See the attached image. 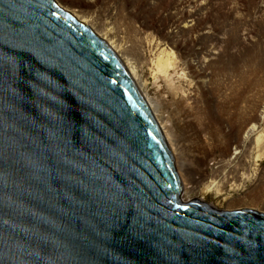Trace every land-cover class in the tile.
I'll list each match as a JSON object with an SVG mask.
<instances>
[{
	"label": "water",
	"instance_id": "water-1",
	"mask_svg": "<svg viewBox=\"0 0 264 264\" xmlns=\"http://www.w3.org/2000/svg\"><path fill=\"white\" fill-rule=\"evenodd\" d=\"M182 194L107 44L55 0H0V264H264V213Z\"/></svg>",
	"mask_w": 264,
	"mask_h": 264
},
{
	"label": "rangeland",
	"instance_id": "rangeland-1",
	"mask_svg": "<svg viewBox=\"0 0 264 264\" xmlns=\"http://www.w3.org/2000/svg\"><path fill=\"white\" fill-rule=\"evenodd\" d=\"M55 1L133 52L142 47L145 94L174 148L182 183L193 187H183L182 199L205 197L222 211L231 200H241V209L256 202L252 210L264 213V155L255 149L260 135L264 141V0ZM161 51L173 53L186 75L174 76L177 96L150 70ZM212 182L223 196H204Z\"/></svg>",
	"mask_w": 264,
	"mask_h": 264
},
{
	"label": "bare ground",
	"instance_id": "bare-ground-1",
	"mask_svg": "<svg viewBox=\"0 0 264 264\" xmlns=\"http://www.w3.org/2000/svg\"><path fill=\"white\" fill-rule=\"evenodd\" d=\"M61 4L59 2H57V5L59 6V8H61L65 12L69 13L79 23H81V24L85 25L86 27H88L101 40H103L107 44V46L112 50V52L116 55V57L119 59V61L122 63V65L127 70L128 74L130 75L131 79L135 83L136 87L138 88V90L141 93L142 97L144 98L145 102L147 103V105H148V107H149V109H150V111H151L156 123L158 124L163 136L165 137V139H166V141H167V143H168V145H169V147L171 149V152L173 153V149L174 148H172V146H171L172 144L169 141V138H168V136H167V134L165 132L164 126L162 125L163 122L161 123V119H160V117L157 114L156 108L151 103L149 98H147V96L145 94V91H144V88H143L144 85L141 83V80H140V75L139 74H143V67H145L147 65V63H146V61L144 59V52L142 50V47L139 46V48H138L139 50H137V52H133L129 48V46H126V44H123V42H121V40L116 39L110 32H104L103 33V31L94 29L93 25L90 23V21L87 19V17L85 15H81V14H79L77 12L70 11L67 8H65L64 6H62ZM151 65H152L151 66L152 68L150 70H151L154 78L156 80H161L162 82H164L167 85V88L170 91V93H172L174 96H177L178 92L181 91V89L176 87V85L174 84V76L178 77V79H183L184 80L186 75L181 72L183 70L181 69V66H180L179 62L177 61V59L175 58L174 54L170 53V52H166V51H161V52H159L156 55V58L151 63ZM180 98H182V97H180ZM182 100H183V98H182ZM184 101L185 100H183L181 102L184 103ZM183 103H182V106L184 105ZM251 130L252 129L247 131L246 137H248L250 135ZM255 149L257 151L263 152L262 156L264 155L263 136L260 135L256 139V141H255ZM238 154H239V152L236 150V152L233 154L232 159H235ZM257 157L259 159L261 156H257ZM192 184H194V183L192 182ZM187 186L188 185L183 183V187L186 190H188V189H192L193 190L192 186L191 187H189V186L187 187ZM231 188H232L231 189L232 191L237 190V187L233 186ZM223 190L215 182H212L205 189L203 194H204V196L205 195H209V194H213L216 197H220V196L224 195ZM200 200L204 202L205 201V197L201 198ZM224 201L226 202L227 199L224 200ZM227 203H228V206H229L228 207V211L241 209L240 208L241 207V205H240L241 200H231V201H228ZM257 204L258 203L255 202L253 204H250V206L255 208V207H257ZM209 206H211V205H209ZM211 207H213V206H211ZM254 208H251V210L254 209Z\"/></svg>",
	"mask_w": 264,
	"mask_h": 264
}]
</instances>
